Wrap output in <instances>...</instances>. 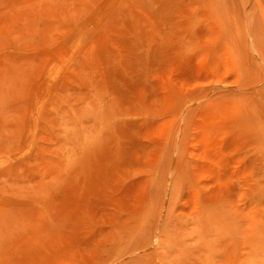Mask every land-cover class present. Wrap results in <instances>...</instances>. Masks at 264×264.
<instances>
[{"label":"rangeland","instance_id":"rangeland-1","mask_svg":"<svg viewBox=\"0 0 264 264\" xmlns=\"http://www.w3.org/2000/svg\"><path fill=\"white\" fill-rule=\"evenodd\" d=\"M0 264H264V0H0Z\"/></svg>","mask_w":264,"mask_h":264}]
</instances>
